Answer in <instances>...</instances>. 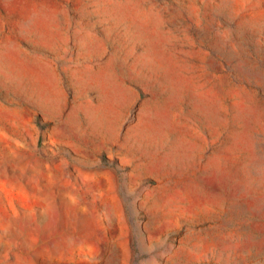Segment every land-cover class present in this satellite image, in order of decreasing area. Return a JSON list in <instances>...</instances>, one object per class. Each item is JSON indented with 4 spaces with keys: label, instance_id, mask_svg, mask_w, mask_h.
<instances>
[{
    "label": "rangeland",
    "instance_id": "1",
    "mask_svg": "<svg viewBox=\"0 0 264 264\" xmlns=\"http://www.w3.org/2000/svg\"><path fill=\"white\" fill-rule=\"evenodd\" d=\"M0 264H264V0H0Z\"/></svg>",
    "mask_w": 264,
    "mask_h": 264
}]
</instances>
